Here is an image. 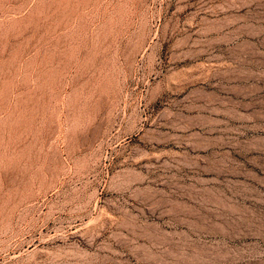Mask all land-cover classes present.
Wrapping results in <instances>:
<instances>
[{
  "label": "rangeland",
  "instance_id": "obj_1",
  "mask_svg": "<svg viewBox=\"0 0 264 264\" xmlns=\"http://www.w3.org/2000/svg\"><path fill=\"white\" fill-rule=\"evenodd\" d=\"M262 137L264 0H0V264H264Z\"/></svg>",
  "mask_w": 264,
  "mask_h": 264
},
{
  "label": "bare ground",
  "instance_id": "obj_2",
  "mask_svg": "<svg viewBox=\"0 0 264 264\" xmlns=\"http://www.w3.org/2000/svg\"><path fill=\"white\" fill-rule=\"evenodd\" d=\"M260 126H261V125H260ZM262 126H263V125H262ZM261 128H262V127H261ZM255 129H256V126H255ZM257 129H258V127H257ZM259 129H260V128H259ZM262 133H263V132H262ZM262 133H261V134H262ZM254 137H255V136H254ZM262 138H263V137H262ZM262 138H261V139H262ZM257 139H258V138H257ZM257 139H254V141L257 140ZM258 140H259V139H258ZM258 140H257V141H258ZM262 140H264V138H263ZM257 141H256V142H257ZM259 142H261V140H259ZM263 143H264V141H263ZM259 144H261V143H259ZM256 147H257V146H256ZM261 147H262V146H261ZM262 148H263V147H262Z\"/></svg>",
  "mask_w": 264,
  "mask_h": 264
}]
</instances>
